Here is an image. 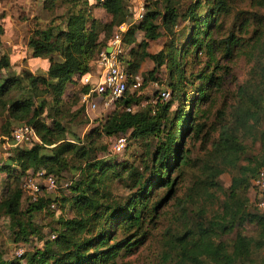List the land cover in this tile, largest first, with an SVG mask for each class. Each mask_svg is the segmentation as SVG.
<instances>
[{
    "label": "trees",
    "instance_id": "1",
    "mask_svg": "<svg viewBox=\"0 0 264 264\" xmlns=\"http://www.w3.org/2000/svg\"><path fill=\"white\" fill-rule=\"evenodd\" d=\"M64 1L72 4L59 26L50 20L44 27L34 28L26 41L32 58L48 57L45 74L33 75L24 70L20 75L7 74L0 78V116H5L1 137L12 143L13 128L25 124L37 138L28 146L15 144L1 152L0 173L12 176L13 183L3 180L0 215L8 222L14 257L5 258L0 250V264H114V259L131 244L128 237L142 235L144 222L151 221L156 208L173 193L176 181L169 178V173L172 167H181L188 161L181 144L182 137L188 133L195 140H206L207 147L202 149L205 153L197 165L199 176L192 181L179 205L181 211L185 201L202 205L191 225L173 237L171 249L175 263L172 264H252L253 255L264 251V212L252 206L245 193L258 169L264 166L261 91L264 84L237 87L228 111L217 110L209 126L193 119L202 98L200 94H205L210 83L218 86L219 76L206 72L213 59L211 54L206 65L197 67L200 70L192 67L197 64L202 47L208 52L214 15L227 13V0H206V7L203 0H192L182 13L175 10L171 0H143L142 19L130 23L121 33V43L128 55L124 61L127 89L98 126L88 129L82 139L73 135L76 143L67 141L68 131L60 121L65 86L72 82L73 74H78L79 80L91 71L93 59L108 46L113 29L132 16L128 12L132 4H126L125 0ZM251 1L264 9V0ZM52 3L53 0L43 1L50 11ZM96 7L109 15L107 22L101 23L93 17L92 10ZM255 15L259 17L254 19V34L261 24L264 29V11ZM177 18L186 21V25L175 29ZM138 32L141 37L137 41ZM236 37L228 36L227 48L239 43ZM160 38H163L161 49L148 53V43ZM144 60L151 61L152 68L141 77L138 68ZM8 67V57L0 55V69ZM164 72L166 78H163ZM137 75L141 85L132 90ZM22 80L26 81L25 94L12 98L10 92L20 88ZM151 81L159 84L158 90H168V99H157L155 95L159 91L154 90L151 97L155 102L150 103L140 94L141 88ZM78 85L79 94L87 91L86 86L80 82ZM139 101L145 104L130 112L124 110ZM174 104L176 109L172 113ZM8 126L13 127L7 129ZM127 133L136 141L155 139L152 151L141 156L139 167L116 162L108 152V139ZM102 137L105 143L99 144ZM95 152L104 156L96 158ZM70 155L81 163L71 167L77 174L65 182L68 194L46 199L45 189L40 186L39 195L30 201L21 187L24 177L42 172L41 179L51 175L56 182L60 171L67 168ZM119 169L127 171L132 182V191L124 200L112 198L109 184L120 178ZM224 172L230 174L225 189L219 180ZM157 188H166V193L155 200L152 193ZM22 200H25L24 208ZM50 203H57L60 210L67 206L72 215H59L57 228H52L47 238L37 236L41 241L39 247L24 249L16 256L14 250L28 245L29 237L38 233L31 223L32 215L51 209ZM214 203L218 206L210 218L204 219V206ZM244 224L254 227L252 235L243 233ZM116 231L123 235L115 237ZM231 233L227 240L220 239Z\"/></svg>",
    "mask_w": 264,
    "mask_h": 264
},
{
    "label": "rangeland",
    "instance_id": "2",
    "mask_svg": "<svg viewBox=\"0 0 264 264\" xmlns=\"http://www.w3.org/2000/svg\"><path fill=\"white\" fill-rule=\"evenodd\" d=\"M44 0H0V25L2 34L0 36V55H6L9 59V67L0 69V78L7 74L20 75L24 70L33 75H44L47 69L48 57L32 58L30 50L26 45L27 38L30 32L38 27L42 28L53 20V24L59 26L60 20L71 2L64 0H53L51 11L46 9L43 4ZM192 0H171L175 10L179 13L184 11L185 7ZM126 4L132 2L125 0ZM160 4V1H159ZM202 4L206 7L208 4L203 0ZM264 9L257 6L251 0H227V13L214 15L215 20L209 30V49L202 47L199 51V59L194 65L193 70H200L203 65H206L208 54L213 58L206 72H214L215 76H219L218 86L209 84L206 88L205 96L200 94L201 100L197 103L195 113L193 115L194 122L204 121L207 126L211 125L215 120L217 110L228 111L235 99V91L242 84L254 85L259 82L264 84V29L257 28L255 30V15L263 13ZM255 13V14H254ZM254 14V15H253ZM186 21L177 18L175 29H180L186 25ZM113 32L112 34L114 33ZM112 34L110 37H112ZM237 36L239 43L231 45L227 48V38L229 35ZM253 34V35H252ZM252 37L253 40L249 41ZM250 42V43H248ZM248 43V44H247ZM210 50V51H209ZM149 51V50H146ZM127 49L123 46V53L120 55V60L124 66V61L127 59ZM94 58L93 60H95ZM148 61V60H147ZM142 64V63H141ZM140 64V65H141ZM95 62L91 63V71L96 70ZM138 68V74L142 77L144 73L152 68L151 61H148L142 69ZM163 73V78L165 77ZM77 78V75H72ZM164 84V82H163ZM22 86L17 90H12L10 96L12 98H20L26 92V81L22 80ZM159 85V84H158ZM164 86V85H163ZM78 82H69L66 84L63 95L61 110L62 115L60 121L67 129V141L76 143L73 135L81 139L87 133L88 129L98 126V122L103 118L104 113L101 108L94 111H84L80 109ZM262 95L264 97V85H261ZM153 93V88L148 84L143 86L140 94L150 99ZM145 103V101H143ZM176 109V104L171 106L172 113ZM197 113V114H196ZM5 116H0V134L4 125ZM48 122L49 119L46 118ZM84 121V122H83ZM14 126V124H13ZM13 126H8L10 129ZM126 144L123 150L117 154L111 155L116 162L132 165L133 167L140 166L141 156L147 152H151L154 146L155 139L149 137L145 140L130 139L128 133L125 134ZM1 137V135H0ZM105 143L102 137L100 143ZM182 149L186 150L187 162L181 167H172L169 173V178L175 179L173 193L164 202L156 208L151 221L144 222L143 227L145 232L137 237H128L130 245L121 252L113 261L114 264H172L173 251L171 244L175 234L182 232L189 227L198 214V208L202 205L195 201H185L183 210L181 211L179 202L185 198L187 189L192 181L199 176L197 167L199 159L204 156V147H207L206 140H195V137L190 133L182 137ZM97 149V148H95ZM99 150V149H97ZM96 150V151H97ZM96 158L104 156L99 152H95ZM81 160L75 156L68 157L67 168L60 171V176L57 177V188L53 191H44L46 199H56L60 195L68 194L65 182L73 179L77 172L72 165H79ZM120 178L112 180L110 190L112 198L123 199L132 191V182L128 177L127 171L120 170ZM12 176H7L6 173H0V190L3 187V180L6 179L10 184ZM219 180L225 189L229 185L230 174L224 172L219 176ZM4 190V189H3ZM166 193V188H157L152 193L153 199H160ZM252 206L255 207V201L260 196V192L253 185V180L245 193ZM264 196V193L262 194ZM222 199V196L220 197ZM55 204V203H54ZM66 205V204H65ZM22 208L25 207V200L21 201ZM218 206V203L204 206V219L210 218L213 211ZM202 209V207H201ZM69 217L72 212L67 206L60 210L57 203L53 209H44L41 212H35L32 215L31 223L36 227L38 233L29 237V244H23L25 250H30L32 247H39L41 241H38L37 236L47 238L52 228H57L56 219L59 215ZM133 231V230H132ZM139 230L138 232H140ZM254 227L248 224L243 225V233L252 235ZM133 233V232H131ZM123 234L116 231L115 237H121ZM130 235V234H129ZM232 236L222 235L220 239L227 240ZM114 237V238H115ZM133 237V238H132ZM132 238V240H131ZM11 233L8 227L7 220L0 215V250L5 258H12ZM254 262L252 264H264V251H260L253 255Z\"/></svg>",
    "mask_w": 264,
    "mask_h": 264
},
{
    "label": "built area",
    "instance_id": "3",
    "mask_svg": "<svg viewBox=\"0 0 264 264\" xmlns=\"http://www.w3.org/2000/svg\"><path fill=\"white\" fill-rule=\"evenodd\" d=\"M144 3L143 0H138L134 7L128 8V12L132 13V16L128 20L119 26H117L110 38V42L106 48L101 50L94 60L96 70L87 72L82 75L79 82L86 86L88 89L85 92L79 94V102L84 106L86 111H94L101 108V112L105 116L109 111H111L115 102L123 97L125 90L127 89L128 77L124 70V66L120 60V55L123 53V45L121 43V33L127 28V26L132 22H138L142 19L144 13ZM107 49L109 51H107ZM149 48L146 47V50ZM134 83L131 85V89H138L141 85V78L137 75ZM153 91H159L155 96L158 99L166 100L168 99V90H158V84L156 81H151L148 83ZM150 103H154L155 99L150 97ZM145 103L139 101L136 104L128 105L124 108L125 111H133L136 108L142 107ZM2 141L0 143V158L1 152L11 147V145L22 144L28 146L37 138L28 125L21 124L15 126L11 132L10 141L7 138L1 137ZM108 152L110 154H117L121 152L126 144L125 135L119 134L117 136L108 139ZM43 173L38 172L36 175L24 177L21 187L28 195L30 201H35L36 196L39 195L40 186H42L46 191H53L57 188L56 182L51 175H47L41 179ZM253 185L260 192V196L257 197L255 201V207L264 212V166L258 169L255 179H253ZM49 207L54 208V204L50 203ZM53 238V234L50 236ZM24 250L23 245L18 246L14 250L16 256H20Z\"/></svg>",
    "mask_w": 264,
    "mask_h": 264
},
{
    "label": "crops",
    "instance_id": "4",
    "mask_svg": "<svg viewBox=\"0 0 264 264\" xmlns=\"http://www.w3.org/2000/svg\"><path fill=\"white\" fill-rule=\"evenodd\" d=\"M132 2H131V7L133 8L134 7V5L136 4V2L138 1V0H131ZM92 14H93V17H95L97 20H99L101 23H105V22H107L108 20H109V15L101 8V7H96V8H94L93 10H92ZM101 36V35H100ZM140 37H141V32H138L137 34H136V38H137V41L140 39ZM162 43H163V38H160V39H158V40H156V41H153V42H149L148 43V50L149 51H147L148 53H154V52H156V51H158V50H160L161 49V46H162ZM149 61V60H148ZM148 61L147 60H144L143 62H142V64L140 65V69H142V67H144V65H146L147 63H148ZM73 75H77V78H75V77H71V79H72V83H74V82H79V80H78V74H73Z\"/></svg>",
    "mask_w": 264,
    "mask_h": 264
},
{
    "label": "water",
    "instance_id": "5",
    "mask_svg": "<svg viewBox=\"0 0 264 264\" xmlns=\"http://www.w3.org/2000/svg\"><path fill=\"white\" fill-rule=\"evenodd\" d=\"M107 51H109V50L107 49Z\"/></svg>",
    "mask_w": 264,
    "mask_h": 264
}]
</instances>
